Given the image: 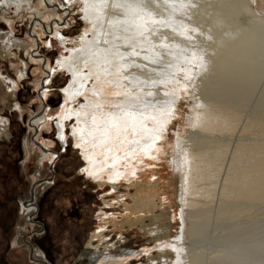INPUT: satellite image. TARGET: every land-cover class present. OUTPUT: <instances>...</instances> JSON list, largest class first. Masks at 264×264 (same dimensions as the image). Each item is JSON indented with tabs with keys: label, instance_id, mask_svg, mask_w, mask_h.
<instances>
[{
	"label": "bare ground",
	"instance_id": "1",
	"mask_svg": "<svg viewBox=\"0 0 264 264\" xmlns=\"http://www.w3.org/2000/svg\"><path fill=\"white\" fill-rule=\"evenodd\" d=\"M94 1L66 3H84V20L94 23ZM1 2L17 8L26 5L35 13L32 29L39 36L44 31L58 38L70 16V9L58 8L54 0H42L41 4L28 0ZM142 3L138 21L128 27L135 28L137 43L144 42L146 50L138 54L145 61L130 55L124 71L119 61L109 70L95 60H69L64 64L70 79L60 91L63 117L56 125L58 141L66 147L65 122L71 119L75 122L71 138L80 150L88 178L113 190L122 181L141 187L147 182L143 159L159 158L168 139L166 132L174 126L173 120L180 118V103L189 101L183 95L191 89L198 108L189 112L187 121L181 120L183 124L192 123L184 153L176 160L174 141L168 157L171 159L167 158L176 174L177 222L172 228L163 226L164 207L155 217L154 209L140 195H134L133 205H128L123 194L117 197L124 202L119 228L136 225L139 217L141 230L151 236V241L162 242L157 245V256L144 253L148 264H264V14L253 9L252 0ZM1 38L0 51L8 52L9 39ZM175 52L186 55L176 54L179 60L165 88L146 89L145 95L154 98L137 104L134 93H126V86H122L121 75L127 74L133 83H151L152 69L164 66L159 63L171 59L170 53ZM31 57L35 60L38 55ZM45 63L41 93L55 72ZM15 88L16 83L11 81V88L6 90L12 93ZM80 98L83 103L78 101ZM47 117L42 114L31 126L45 123ZM4 128L0 121V132ZM43 153L44 158L52 160L53 154L46 149ZM158 175L152 173L153 178ZM146 187L152 186L149 183ZM145 215L149 216L148 225H143ZM96 218L99 230L90 236L84 253L89 264H99L102 259L108 261L106 264H120L136 255L134 250L119 255L113 244L103 241L105 224H116L112 215L101 212ZM96 242L98 246L93 247ZM99 246L103 247L101 252Z\"/></svg>",
	"mask_w": 264,
	"mask_h": 264
},
{
	"label": "rangeland",
	"instance_id": "2",
	"mask_svg": "<svg viewBox=\"0 0 264 264\" xmlns=\"http://www.w3.org/2000/svg\"><path fill=\"white\" fill-rule=\"evenodd\" d=\"M1 1L3 0H0V37L9 39L10 48L8 52L0 51V121L5 127L0 132V264H89L84 253L90 243V236L99 230L96 216L101 212L112 215L116 221L115 226L105 224L107 228L103 241L107 245L113 244L119 255L128 250L136 251L134 257H129L120 264H148L144 253L157 256V245L162 242L151 241V236L141 230L139 217L136 225L130 227L124 224L120 229L118 222L123 215L124 202L117 197L125 194V203L133 205L132 197L138 194L154 209L152 216H160L161 207H164L166 213L162 217L163 226L172 228L177 222L179 200L175 190L178 187L174 167L168 157H171V145L174 141L176 160L184 153L183 145L192 123L183 124L181 120L185 121L189 112L194 113L198 108L191 89H188V94L183 95L189 101H180V118L174 119V126L166 132L168 139L164 142L159 158L154 156L143 159L142 162L147 164H141L143 168H147L144 174L147 182L141 187L122 181L113 190L108 185L99 186L94 183L85 175V163L71 138V128L75 122L71 119L65 122L68 138L66 147L58 141L56 126L63 117L60 91L70 79L63 68L69 60L72 63L75 60H95L105 70L119 61V67L124 71L123 67L131 56L143 59L138 53L146 50V46L143 45L144 42H141L142 45L137 43L139 36L133 34L135 28L128 27L131 22L138 21L143 0H95L94 6H91L92 15L96 16L94 23L84 20V3L67 4L69 0H54L55 4H59L58 8L70 9L69 19H65L68 22L65 21L59 30L62 39L44 31L39 36L32 29L35 13L23 3V6L17 8L12 4H2ZM28 1L41 4L42 0ZM127 1L134 5L123 6V2ZM252 7L257 13L264 14V0H252ZM30 34L37 36L38 40L35 41ZM33 46L37 49H33ZM134 49L138 52L135 53ZM169 49L167 51L171 52ZM31 54L38 55L35 60L42 62L33 60ZM149 54L153 55L154 52ZM176 54L186 55L184 52L170 53L171 59L159 63L164 66L152 69L154 77L151 83H133L123 73L122 86H126V93H134L137 104L154 98L151 94L146 96L144 91L158 86L165 88L179 60ZM43 61L49 68L55 69L49 85L43 88L44 96L40 89L43 77L46 76L42 73ZM135 66L138 67L136 64ZM11 81L16 83V88L8 93L6 89L11 88ZM78 101L83 103L82 98ZM64 104L67 105L68 102ZM44 113L48 116L47 121L31 126ZM170 130L176 135H172ZM47 142L50 144H46ZM43 148L53 154L52 160L43 157ZM155 172L159 175L153 178L152 173ZM149 183L151 188L146 187ZM143 186L146 189L143 190ZM31 189L33 202L28 203ZM146 195L151 196L148 198ZM148 217L145 215L143 225L149 224ZM119 234L121 238H118ZM98 244L96 242L92 246ZM102 248L99 246L100 252ZM107 262L102 259L99 264Z\"/></svg>",
	"mask_w": 264,
	"mask_h": 264
},
{
	"label": "water",
	"instance_id": "3",
	"mask_svg": "<svg viewBox=\"0 0 264 264\" xmlns=\"http://www.w3.org/2000/svg\"><path fill=\"white\" fill-rule=\"evenodd\" d=\"M44 105V103H42V106ZM32 189H33V187H32ZM30 190V193H29V199L27 200L28 201V203L30 202V203H32L33 202V190Z\"/></svg>",
	"mask_w": 264,
	"mask_h": 264
}]
</instances>
